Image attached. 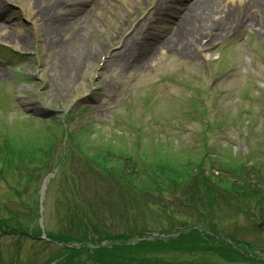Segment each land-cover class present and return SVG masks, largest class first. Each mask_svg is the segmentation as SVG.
Returning <instances> with one entry per match:
<instances>
[{"label":"rangeland","instance_id":"obj_1","mask_svg":"<svg viewBox=\"0 0 264 264\" xmlns=\"http://www.w3.org/2000/svg\"><path fill=\"white\" fill-rule=\"evenodd\" d=\"M66 1L0 0V48L21 56L0 51V165L6 154L5 166L41 167L34 178L14 173L0 183V215L42 238L66 214L81 218L97 239L142 233L148 247L120 250L135 260L264 261V201L253 197V185L264 179V92L255 103L242 99L264 81V0L249 26L241 23L245 4L220 0L210 34L183 44L154 38L172 33L158 23L164 10L154 0H101L81 20L78 2ZM92 47L95 56H87ZM149 48L157 51L151 62ZM245 57L259 68L237 79ZM107 182L113 211L93 199ZM171 188L197 210L173 205ZM194 226V249L176 250L164 237ZM226 237L236 241L234 250L220 243ZM213 240L222 258L200 252L216 247ZM53 256L26 237L0 235V264Z\"/></svg>","mask_w":264,"mask_h":264},{"label":"bare ground","instance_id":"obj_2","mask_svg":"<svg viewBox=\"0 0 264 264\" xmlns=\"http://www.w3.org/2000/svg\"><path fill=\"white\" fill-rule=\"evenodd\" d=\"M235 1L238 2L239 0H235ZM255 2L256 0L254 1V3ZM182 3L183 2L181 0L180 5H183ZM219 3H220V0H198L197 2L193 3L189 7H186L183 12L185 15L182 13L180 16V19H178L179 21L177 25H175L177 26V29L174 32L173 38L175 37L176 34L177 36L175 37L174 42L175 43L182 42V44L185 43L186 41L197 42L200 39V37H202L203 33L209 35L211 32V27H210L211 19L214 18L216 20H219L220 18L219 14H222V11L219 10V7H218ZM163 7L169 11H173V13L177 12L179 14L182 12L181 9L179 10L177 9L176 0H170L167 2L165 1V3L163 4ZM222 18H225V16L222 15ZM188 21H189V24L187 25ZM173 38L170 39L169 42L172 41ZM121 45L124 46V44H121ZM94 50L92 47L91 53H89L88 51L86 55L91 56V57L95 56ZM113 54L114 52H112L110 56L112 57ZM24 103L26 104L25 101Z\"/></svg>","mask_w":264,"mask_h":264},{"label":"trees","instance_id":"obj_3","mask_svg":"<svg viewBox=\"0 0 264 264\" xmlns=\"http://www.w3.org/2000/svg\"><path fill=\"white\" fill-rule=\"evenodd\" d=\"M191 234H193V232H189V233H187L186 235L187 236H184V237H182L180 240H182L183 242H181V244H185V245H190V246H192L193 245V243L191 242V241H186L187 239H189V236L191 235ZM72 236H74V235H70V236H66V238L67 237H71V239H72ZM73 238H76V236L75 237H73ZM64 239V241H70V240H68V239H65V237L63 238ZM126 240V239H125ZM178 243L180 242V241H177ZM194 242V241H193ZM195 243V242H194ZM144 246V244H138L136 247H130V246H126V247H120V248H118V247H114V248H112V249H110V251L111 252H106V251H100L99 253H101V255H99V257H98V260L100 261V263L101 262H108V263H112L113 262V258L110 256V254H112V253H117V254H119V255H121V253H120V249L123 251V252H128V251H134V252H136L135 250H133L132 248H138V247H143ZM117 250L119 251V252H117ZM126 250V251H125ZM210 251H215V249L213 248V249H211ZM122 256V255H121ZM142 263L143 264H156L155 263V260H151L149 263L148 262H145V260H144V258H142Z\"/></svg>","mask_w":264,"mask_h":264}]
</instances>
